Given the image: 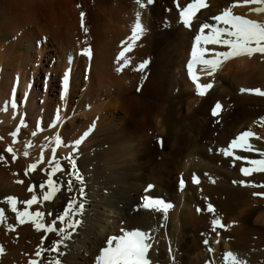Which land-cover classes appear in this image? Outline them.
<instances>
[{"label":"bare ground","instance_id":"1","mask_svg":"<svg viewBox=\"0 0 264 264\" xmlns=\"http://www.w3.org/2000/svg\"><path fill=\"white\" fill-rule=\"evenodd\" d=\"M191 2L142 0L141 8L136 0H0V208L6 217L0 222V264H95L107 239L129 231L146 234L149 264H231L224 258L228 252L245 264H264V195H253L264 187L252 186L264 185V172L240 171L264 159V96L241 91H264V54L233 57L212 75L210 66L196 63V82L187 67L194 35L204 22L216 23L212 16L230 8L233 15L264 24V12L244 0H203L207 7L195 13L190 29L179 22L177 3L183 8ZM137 12L143 32L133 42ZM87 48L90 59L81 54ZM205 48V58L224 50ZM196 83L212 87L200 96ZM217 102L221 109L213 116ZM248 130L255 133L248 141L254 150L236 148L225 157L220 149ZM235 155L244 158L237 161ZM69 156L83 184L70 175ZM33 163L36 170L28 168ZM56 163L63 169L52 176L57 191L44 201ZM239 180L245 184L233 183ZM149 184L154 187L145 192ZM32 195L37 202L27 206ZM144 195L173 207L166 214L145 209ZM8 196L16 199L17 211L43 212L41 222L55 220L58 228L64 227L57 217L68 202H82L80 226L60 245L59 255L48 251L60 236L37 230L30 218L17 221ZM209 203L214 213L207 211ZM213 218L225 227L213 231ZM37 248L41 257L35 256Z\"/></svg>","mask_w":264,"mask_h":264},{"label":"snow or ice","instance_id":"2","mask_svg":"<svg viewBox=\"0 0 264 264\" xmlns=\"http://www.w3.org/2000/svg\"><path fill=\"white\" fill-rule=\"evenodd\" d=\"M136 3L144 8L146 5L142 3V0H136ZM153 0H147V4H152ZM244 3H254L261 5L254 9L256 12H264V0H244ZM207 7L204 4L203 0H192L186 7L181 8L179 3H177V9L179 10V22L186 28H192V17L196 12L199 11L200 8ZM84 13L81 12V26H83V17ZM211 20L216 23L204 22L199 26L198 31L195 33L193 38V43L191 45V59L188 61V74L193 80L196 82L198 79L193 74V65L196 63H202L204 65L210 66L208 74L212 75L216 71V69L226 60H229L233 57L239 56H248L251 57L255 53L264 54V24L257 23L253 20L245 19L239 15H233L230 8H225L220 15H214L211 17ZM222 24L223 27L218 26ZM205 30H209L208 34H205ZM87 31V29H85ZM143 32V27L140 22V13H136V21L132 28V35L130 40L133 42L139 38L140 34ZM205 45H223L224 50L214 52L213 58H205V52L207 49ZM131 46L125 49V51H130ZM82 55L87 56L89 59L92 56V50L90 48L85 49ZM124 56V52L120 53V57ZM119 61V57L117 58ZM69 62L71 63V57L69 58ZM127 63V62H125ZM148 61L143 62L137 70H143L147 65ZM118 72L121 71V68L116 69ZM65 85L68 82V75L65 74L64 77ZM212 84H204L201 85L196 83L197 93L200 96L205 95V90L210 89ZM242 92H254L256 95L264 96V91H261L259 88L256 89H241ZM15 102L13 101V106ZM221 109V104L217 102L215 107L212 109V115L216 116L218 114V110ZM57 119H59V115L57 114ZM262 122H264V118H262ZM23 121L21 124L23 125ZM51 127H56V125H50ZM17 132H13L12 135L15 137ZM35 135V133H33ZM255 133L251 130L242 131L235 139L228 144L227 147L220 149L221 153L225 157L233 156L234 149L240 148L242 151H253V145L250 144L249 138L253 137ZM260 139V137H256ZM15 142V141H14ZM63 143L62 138L59 133L55 135V144L60 146ZM81 143L80 140H77L74 144V147H78ZM31 147V144L27 145ZM7 152L12 153V159L15 160L16 154L13 152L11 147L6 149ZM262 157H264V152L260 153ZM25 156L28 155L26 151L24 153ZM53 159H55L56 149H52ZM241 155H235V160L239 161L243 159ZM4 157L0 156V160H3ZM71 163L72 172L71 176L75 177L76 181H79L81 184L84 183V179L80 174L76 162L73 157H66ZM41 160H43V154H41ZM251 167H241L240 171L244 176H249L252 172H264V159L251 160L249 161ZM30 170H36L37 164L33 163L28 166ZM58 171H63L61 165L59 163L55 164V167L52 168L51 174L48 175L47 178V188L49 189L43 194L44 201H50L53 199L54 194L57 191L56 185L52 179V176L56 174ZM28 173L25 172V175ZM207 175V174H206ZM193 182L199 183V180L193 176ZM17 183H22V181H17ZM74 181L69 179L67 181V185L69 190L72 189ZM214 183V181H213ZM233 183L245 184L244 180L233 181ZM181 188L184 187V181L181 179L180 181ZM253 187H264V185H252ZM154 186L149 184L145 189V192H149ZM39 188H45V184L41 183ZM29 192L33 191V187L28 188ZM80 195H84V188L81 187L79 189ZM253 195H264V192L261 193H253ZM37 195H32L31 199L24 201L27 206H31L37 202ZM6 202L11 205V211L16 213V220L23 223L29 218L32 223L35 225L37 230H43L48 233H57L60 236V239L53 241L52 246L47 249L48 251L57 252L59 255L60 245L63 241L70 239L71 231L75 230L80 226L81 221L76 217L83 214L84 204L77 203L75 200H70L66 207L63 208L62 214H60L57 219L64 225L62 228H58L55 220H53L50 224H45L41 222V217L44 216L43 212L37 211L34 214L29 212L27 209L24 211H17V201L14 197L8 196L6 197ZM142 207L145 209H154L157 211H162L163 213H167L170 208L173 207L171 203H167L162 199L153 198L151 195L143 196V204ZM197 212L202 211V209L197 208ZM207 211L209 213H214L215 209L211 203L207 205ZM6 220L4 209L0 208V222H4ZM213 231L216 230L217 227H225V225L221 222L219 218H213L211 221ZM9 230H14L11 224L8 225ZM205 244H208V241H204ZM107 246L103 247L99 255L95 258V264H149V260L147 259L146 253L148 251L149 245L146 242V234L139 231H129L124 232L123 235L113 236L106 241ZM114 245V247H113ZM209 251H212L210 248ZM4 249L0 246V253H3ZM36 257L42 256V251L40 248H37L35 251ZM225 261L231 259V264H245V262L233 255V253L228 252L225 254ZM29 264H38L36 259H30ZM49 264H53V262H49ZM55 264H61L60 260H56Z\"/></svg>","mask_w":264,"mask_h":264},{"label":"rangeland","instance_id":"3","mask_svg":"<svg viewBox=\"0 0 264 264\" xmlns=\"http://www.w3.org/2000/svg\"><path fill=\"white\" fill-rule=\"evenodd\" d=\"M216 120H218L219 121V119H216ZM217 122V121H216ZM233 222V221H232Z\"/></svg>","mask_w":264,"mask_h":264}]
</instances>
